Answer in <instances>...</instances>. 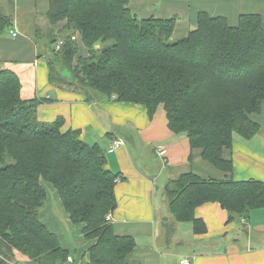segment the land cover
I'll list each match as a JSON object with an SVG mask.
<instances>
[{"label":"trees","instance_id":"16d2710c","mask_svg":"<svg viewBox=\"0 0 264 264\" xmlns=\"http://www.w3.org/2000/svg\"><path fill=\"white\" fill-rule=\"evenodd\" d=\"M129 3L48 0L49 22H65L59 49L48 57L49 82L82 92L88 102L141 105L149 119L162 105L173 134L186 136L205 162L231 173L224 151L233 135L250 139L260 129L254 116L264 104V19L243 14L229 25L201 11L196 27L174 41L176 16L139 18ZM11 24L0 7V35ZM77 36L87 57L77 56ZM38 103L23 99L17 75L0 67V264L18 261L17 255L32 264H72L70 251L40 220L43 181L70 223L80 226L82 240L91 242L79 264H134V238L116 234L107 219L117 207L120 176L106 167L99 145L87 144L78 130L63 132L61 118L38 121ZM163 193L174 221L189 223L195 234L206 232L194 214L205 203H218L227 223L264 208V182L255 180L202 179L190 171L168 181Z\"/></svg>","mask_w":264,"mask_h":264},{"label":"crops","instance_id":"0c3cea01","mask_svg":"<svg viewBox=\"0 0 264 264\" xmlns=\"http://www.w3.org/2000/svg\"><path fill=\"white\" fill-rule=\"evenodd\" d=\"M12 3V15L4 13L12 18V24L0 35V67L17 75L23 99L39 101L35 109L38 121L61 118L63 132L78 130L82 140L104 151L106 167L120 176L114 187L117 207L111 222L116 234L134 238L131 262L264 264V208L252 211L248 220L227 223V212L218 203H205L194 214L204 222L206 232L195 234L189 223L174 221L163 193L168 181L190 171L202 179L264 182V104L261 113L254 116L259 131L250 139L234 134L231 149L224 151V158L231 159L233 165L232 172L226 174L205 162L200 150H191L186 136L168 129L162 105L149 119L141 105L113 100L88 102L78 90L51 84L48 57L54 49L47 47L53 43L56 49L65 22H49L45 16L48 0ZM129 7L139 18L176 16L172 36L176 41L196 27V16L201 11L224 17L229 25H235L243 14H258L264 19V0H130ZM76 38L77 56L87 57V49ZM61 77L67 82L70 73L63 70ZM114 141L122 145L113 149ZM56 199V204L47 199L40 211V220L48 229L47 220L52 225L62 221L71 224L66 214L61 217L53 207H61L58 195ZM49 230L58 236L56 228ZM90 244L81 246L83 252ZM63 247L70 251L75 264L71 249ZM17 260L7 264H32L26 259Z\"/></svg>","mask_w":264,"mask_h":264},{"label":"rangeland","instance_id":"374dc122","mask_svg":"<svg viewBox=\"0 0 264 264\" xmlns=\"http://www.w3.org/2000/svg\"><path fill=\"white\" fill-rule=\"evenodd\" d=\"M0 7H1V10L3 13H8V14L12 15V13H13L12 0H0ZM134 14H135V11H134ZM77 40H78V38H76V41ZM174 41H176V40H174ZM47 48L55 49L53 43L48 44ZM96 48H98V47H96ZM64 70H67V69H64ZM67 72L69 73L68 70H67ZM42 185L47 192L48 202L51 204H56L57 203V202H55V200L57 201L56 191L47 182L43 181ZM53 207L55 208V210H57L58 215L60 214L61 217L65 216V213H63V211L59 205H56V206L53 205ZM168 212H169V210H168ZM169 214H170V212H169ZM53 224L54 225L48 224V220H47V225H48L49 229H53V228L57 229V231H58L57 232L58 233L57 238H58L60 244L62 246H67L68 248L71 249L72 255H74V257L76 258L75 264H79V261H80L79 259L81 258L82 252L84 250L81 248V246H83V244L85 243V241H83L82 238L80 237L81 236L80 226L65 223L64 221H62V223L54 222ZM15 259H25V258L17 255Z\"/></svg>","mask_w":264,"mask_h":264},{"label":"built area","instance_id":"2783aa9c","mask_svg":"<svg viewBox=\"0 0 264 264\" xmlns=\"http://www.w3.org/2000/svg\"><path fill=\"white\" fill-rule=\"evenodd\" d=\"M12 36H16V33H12ZM59 46H60V43L56 46V50L59 49ZM121 145H122L121 142L114 141L113 144H112V148H113V149H116V148L120 147ZM110 218H111V216H108V217H107L108 220H109ZM67 262H68V263H73L74 260H73V258H72L71 256H69V257L67 258ZM180 264H190V262H189L188 260H182V261L180 262Z\"/></svg>","mask_w":264,"mask_h":264}]
</instances>
